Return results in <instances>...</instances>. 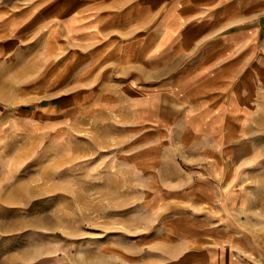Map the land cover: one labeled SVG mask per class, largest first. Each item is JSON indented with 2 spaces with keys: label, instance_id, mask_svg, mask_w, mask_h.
I'll use <instances>...</instances> for the list:
<instances>
[{
  "label": "rangeland",
  "instance_id": "obj_1",
  "mask_svg": "<svg viewBox=\"0 0 264 264\" xmlns=\"http://www.w3.org/2000/svg\"><path fill=\"white\" fill-rule=\"evenodd\" d=\"M67 5L100 28L143 16L136 0H0V264H264V85L217 145L179 114L151 128L131 85L179 101L184 57L119 69L68 32Z\"/></svg>",
  "mask_w": 264,
  "mask_h": 264
},
{
  "label": "crops",
  "instance_id": "obj_2",
  "mask_svg": "<svg viewBox=\"0 0 264 264\" xmlns=\"http://www.w3.org/2000/svg\"><path fill=\"white\" fill-rule=\"evenodd\" d=\"M66 7L65 17L73 18L79 32L75 33V25L68 26L64 17L55 19L62 20L82 44L103 40L106 50L115 51L119 69L147 65L150 70L155 60H170L172 52L184 57L185 85L179 86V101H168L170 93L163 90L159 109L155 97L160 92L154 86L142 93L131 85L134 89L130 92L145 104L146 123L151 128L168 129L172 114H179L186 130L217 145L216 137L232 135L234 127L247 117L252 91L264 85V0H136V11L143 13L141 20L132 11L129 26L108 21L101 28L90 21L80 23L74 15L75 6ZM192 262L250 264L227 254L217 257L207 253Z\"/></svg>",
  "mask_w": 264,
  "mask_h": 264
}]
</instances>
